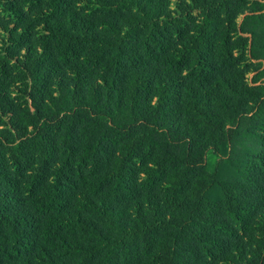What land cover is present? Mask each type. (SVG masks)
<instances>
[{"label":"trees","instance_id":"1","mask_svg":"<svg viewBox=\"0 0 264 264\" xmlns=\"http://www.w3.org/2000/svg\"><path fill=\"white\" fill-rule=\"evenodd\" d=\"M0 264H264V0H0Z\"/></svg>","mask_w":264,"mask_h":264},{"label":"rangeland","instance_id":"2","mask_svg":"<svg viewBox=\"0 0 264 264\" xmlns=\"http://www.w3.org/2000/svg\"><path fill=\"white\" fill-rule=\"evenodd\" d=\"M250 78H252V76ZM217 161V156L212 151L208 152L206 156L207 171L213 172L216 169Z\"/></svg>","mask_w":264,"mask_h":264}]
</instances>
